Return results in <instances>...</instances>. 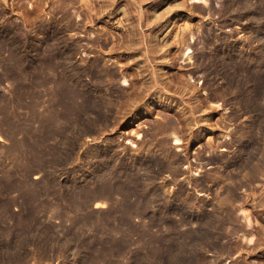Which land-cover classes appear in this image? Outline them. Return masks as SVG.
<instances>
[{
  "label": "rangeland",
  "instance_id": "obj_1",
  "mask_svg": "<svg viewBox=\"0 0 264 264\" xmlns=\"http://www.w3.org/2000/svg\"><path fill=\"white\" fill-rule=\"evenodd\" d=\"M208 1L0 0V264H264V0Z\"/></svg>",
  "mask_w": 264,
  "mask_h": 264
},
{
  "label": "bare ground",
  "instance_id": "obj_2",
  "mask_svg": "<svg viewBox=\"0 0 264 264\" xmlns=\"http://www.w3.org/2000/svg\"><path fill=\"white\" fill-rule=\"evenodd\" d=\"M196 1H201V2H205L206 4H207V2H209L208 0H196ZM109 3V2H108ZM62 4V3H61ZM131 4V3H130ZM123 8V7H122ZM125 9V8H124ZM62 12V11H61ZM210 15V14H209ZM66 18V17H65ZM138 20V19H137ZM149 20V19H148ZM138 23V22H137ZM131 27V26H130ZM108 28V27H107ZM129 29V28H128ZM97 31V30H96ZM132 34V33H131ZM134 34V33H133ZM137 34V33H136ZM135 34V35H136ZM129 34H127V36H128ZM141 35V34H140ZM126 36V35H125ZM126 36V37H127ZM131 36V35H130ZM132 37H133V35H132ZM136 36H134V38H135ZM253 38V37H252ZM94 40V39H93ZM134 39H132V38H129V37H127L126 39H125V42L124 43H126V48L128 47L129 49H133V47H134V45H135V43L137 44V41H133ZM136 40H138L137 38H136ZM142 40V39H141ZM172 43V42H171ZM185 43V42H184ZM188 43V42H187ZM189 44H190V42H189ZM189 44H187V46H188V48H190V45ZM113 45V44H112ZM111 46V45H110ZM125 46V45H124ZM123 46V47H124ZM156 46V45H155ZM155 46H154V48H155ZM186 46V45H185ZM114 47V46H113ZM136 47V46H135ZM112 48V47H111ZM122 48V47H121ZM153 48V49H154ZM187 49V48H186ZM118 51V50H117ZM149 59V58H148ZM164 59V58H163ZM99 60V59H98ZM97 60V61H98ZM157 60V59H156ZM121 63V62H120ZM152 63V62H151ZM200 66V65H199ZM98 68V67H97ZM52 69V68H51ZM143 71H145L144 69H143ZM147 72V71H146ZM52 74V73H51ZM96 74H97V72H96ZM98 75V74H97ZM111 75V74H110ZM192 74L190 73V76H191ZM57 76V75H56ZM63 77V76H62ZM96 77V76H95ZM124 77V81H127V78L125 77V76H123ZM145 77V76H144ZM178 77V76H177ZM151 80H146L145 81V84H144V87H146V89H148V88H150V86H152V83L153 84H157L156 82H157V80H159L158 79V77L156 76V75H153V76H151V78H150ZM176 79V78H175ZM173 81V80H172ZM135 82V81H134ZM169 83V82H168ZM143 84V83H142ZM156 86V85H155ZM40 87V86H39ZM136 87V86H135ZM143 87V88H144ZM141 88H142V86H141ZM134 89V88H133ZM143 92H144V90H142ZM150 91V90H149ZM181 92V91H180ZM141 95H143L142 93H141ZM140 96V95H139ZM135 97V96H134ZM133 98V97H132ZM199 100V99H198ZM57 102V101H56ZM201 104V103H200ZM130 105V104H129ZM132 106V105H131ZM189 110V109H188ZM122 117V116H121ZM244 119V118H243ZM37 121V120H36ZM58 123V122H57ZM46 126V125H45ZM176 128V127H175ZM31 130V129H30ZM36 131V130H35ZM106 131V130H105ZM161 131V130H160ZM141 133V132H140ZM138 134V133H137ZM172 134H175V135H173L174 136V140H175V143H180V141H181V139H180V137L176 134V133H172ZM158 145V144H157ZM126 146V145H125ZM161 146V145H160ZM17 148V147H16ZM189 165V164H188ZM250 176V175H249ZM94 196V195H93ZM97 197V196H96ZM104 197V196H103ZM114 199V198H113ZM155 221V220H154ZM14 255V254H13ZM10 257V256H9Z\"/></svg>",
  "mask_w": 264,
  "mask_h": 264
},
{
  "label": "snow or ice",
  "instance_id": "obj_3",
  "mask_svg": "<svg viewBox=\"0 0 264 264\" xmlns=\"http://www.w3.org/2000/svg\"><path fill=\"white\" fill-rule=\"evenodd\" d=\"M97 207H99V205H97Z\"/></svg>",
  "mask_w": 264,
  "mask_h": 264
}]
</instances>
